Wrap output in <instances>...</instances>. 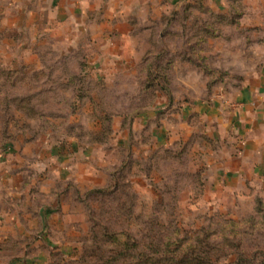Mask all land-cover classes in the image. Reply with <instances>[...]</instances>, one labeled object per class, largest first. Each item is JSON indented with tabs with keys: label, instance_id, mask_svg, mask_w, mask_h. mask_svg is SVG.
<instances>
[{
	"label": "clouds",
	"instance_id": "obj_1",
	"mask_svg": "<svg viewBox=\"0 0 264 264\" xmlns=\"http://www.w3.org/2000/svg\"><path fill=\"white\" fill-rule=\"evenodd\" d=\"M14 262L264 264V0H0Z\"/></svg>",
	"mask_w": 264,
	"mask_h": 264
},
{
	"label": "rangeland",
	"instance_id": "obj_2",
	"mask_svg": "<svg viewBox=\"0 0 264 264\" xmlns=\"http://www.w3.org/2000/svg\"><path fill=\"white\" fill-rule=\"evenodd\" d=\"M7 147L11 148V145H8ZM14 264H19V262H14Z\"/></svg>",
	"mask_w": 264,
	"mask_h": 264
}]
</instances>
